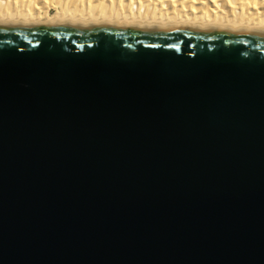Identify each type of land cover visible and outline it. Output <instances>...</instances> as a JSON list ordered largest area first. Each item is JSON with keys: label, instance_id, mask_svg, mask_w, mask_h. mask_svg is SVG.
Listing matches in <instances>:
<instances>
[{"label": "water", "instance_id": "95a60500", "mask_svg": "<svg viewBox=\"0 0 264 264\" xmlns=\"http://www.w3.org/2000/svg\"><path fill=\"white\" fill-rule=\"evenodd\" d=\"M0 264H264V32L0 25Z\"/></svg>", "mask_w": 264, "mask_h": 264}, {"label": "bare ground", "instance_id": "6f19581e", "mask_svg": "<svg viewBox=\"0 0 264 264\" xmlns=\"http://www.w3.org/2000/svg\"><path fill=\"white\" fill-rule=\"evenodd\" d=\"M42 23L264 32V0H0V25Z\"/></svg>", "mask_w": 264, "mask_h": 264}]
</instances>
